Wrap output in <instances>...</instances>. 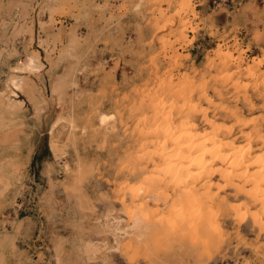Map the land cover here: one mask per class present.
Returning <instances> with one entry per match:
<instances>
[{"label": "rangeland", "instance_id": "1", "mask_svg": "<svg viewBox=\"0 0 264 264\" xmlns=\"http://www.w3.org/2000/svg\"><path fill=\"white\" fill-rule=\"evenodd\" d=\"M263 82L264 0H0V264H264L250 220L237 231L221 219L224 244L208 259L171 200L138 193L168 220L142 234L129 196L116 202L145 176L129 170L140 102L183 94L209 119L231 124L220 106L249 122L264 117ZM212 186L229 213L246 203L219 177Z\"/></svg>", "mask_w": 264, "mask_h": 264}, {"label": "bare ground", "instance_id": "2", "mask_svg": "<svg viewBox=\"0 0 264 264\" xmlns=\"http://www.w3.org/2000/svg\"><path fill=\"white\" fill-rule=\"evenodd\" d=\"M182 6L187 9L188 0H182ZM187 28L186 23L183 24L180 30L182 38ZM246 72L257 79L251 69ZM260 86L264 89V82ZM254 90L259 91L257 85ZM160 96L156 91L149 100L150 104L145 100L138 105L134 131L138 132L139 153L131 157L129 170L135 178L141 173L145 176L138 187L123 183L117 191L121 197L116 202L124 204L125 197L128 195L130 198V205L124 206L127 219L141 234L158 228L168 220L160 216L155 221V213L148 211V203L139 199L138 193L164 202L171 200L170 218L176 216L173 219L177 221L179 230L204 238L200 256L208 259H212L224 244L220 233L221 219L224 222L231 220L237 231L250 220L252 227L262 235L264 117L252 118L247 122L238 108L219 106L218 110L232 119L231 124H223L209 119L199 100L176 94L182 104H175L177 100L165 102ZM244 102L249 105L247 97ZM206 103L213 106L209 100ZM250 110L255 109L251 107ZM198 116L204 120L207 129L201 131L196 126L194 122ZM105 120V117L102 118V123ZM240 127L247 130H238V137H235L234 132ZM142 160H147V165L139 167ZM216 177L223 182L220 190L235 187L244 191L246 203L232 207L231 214L208 198L213 187L212 180ZM138 200L141 202L137 203Z\"/></svg>", "mask_w": 264, "mask_h": 264}]
</instances>
